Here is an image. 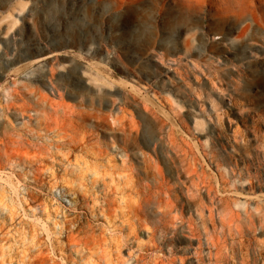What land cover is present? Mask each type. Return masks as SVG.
Wrapping results in <instances>:
<instances>
[{
	"label": "rangeland",
	"instance_id": "rangeland-1",
	"mask_svg": "<svg viewBox=\"0 0 264 264\" xmlns=\"http://www.w3.org/2000/svg\"><path fill=\"white\" fill-rule=\"evenodd\" d=\"M116 3L0 0V264H264V24Z\"/></svg>",
	"mask_w": 264,
	"mask_h": 264
},
{
	"label": "bare ground",
	"instance_id": "bare-ground-1",
	"mask_svg": "<svg viewBox=\"0 0 264 264\" xmlns=\"http://www.w3.org/2000/svg\"><path fill=\"white\" fill-rule=\"evenodd\" d=\"M155 1L156 0H117L116 6L119 7L126 4L127 6L142 10L145 7L144 2H151L152 5H154L153 3H155ZM254 1L255 0H169V12H174L176 15L170 14L172 22L170 26L167 27V30H171V28L175 26L177 27L178 33V30H181V26H184L190 20V15L197 16V14L199 13H206L209 17V20L213 23L214 27L217 28V31L210 28L208 29L207 27H203L201 29L195 28L197 29L196 31H187V34L189 35L197 34L198 36L202 37L200 40L201 42H199L198 45L193 46L194 52L197 54V56H200L201 52L204 51V49H206L207 47L209 48L210 46H214L215 48L217 44L213 45V43H215L214 41L216 40H219L220 43H223L232 38V41L230 44H228V47H233L235 46L236 42L244 38L245 28L241 27L237 29V31L224 32L226 27L230 26L231 23H233L229 21L230 18L233 21H237L244 14H250L253 23L264 24V14H255V11H257L258 13H263L262 11H264V0H259L257 2V6L253 4ZM162 9L164 10V6L159 5L157 7V10H159L157 13L160 14ZM195 22L196 24H198L197 20H195ZM180 33H182V31H180ZM208 33H211V35L209 34L211 37H208ZM184 46L186 50H189V44L185 43ZM12 87H16V84L13 83ZM8 90V87L2 88L0 90V101L1 96L4 94V92V98L7 99L9 97H13L12 92L14 91V89L10 90L9 93H6V91ZM11 107H13V104L7 100L4 106H1L0 110L2 112L7 111ZM20 110L22 111V109ZM4 133H6V136H4ZM1 135L2 137H0V152L6 153L7 144L11 136L9 134V131H4L3 133L1 132ZM7 157L9 156L7 155Z\"/></svg>",
	"mask_w": 264,
	"mask_h": 264
}]
</instances>
